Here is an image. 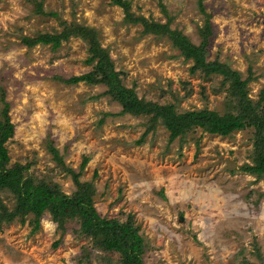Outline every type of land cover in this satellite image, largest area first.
<instances>
[{
  "label": "rangeland",
  "instance_id": "obj_1",
  "mask_svg": "<svg viewBox=\"0 0 264 264\" xmlns=\"http://www.w3.org/2000/svg\"><path fill=\"white\" fill-rule=\"evenodd\" d=\"M36 1L67 23L93 27L114 70L138 97L173 103L178 112L207 108L222 113L224 92L211 91L219 76L189 73L191 62L168 40L142 33L139 23L124 22L121 8L108 0ZM128 1L134 16L158 22L168 16L170 28L198 43L196 28L204 17L197 0ZM202 3L213 25L206 59L225 62L242 78L250 68L247 93L256 100L264 86V0ZM33 8L32 0H0V86L14 128L4 144L10 162L34 161L30 168L37 173L53 166L47 139L75 171L82 156L88 157L79 180H92L101 216L124 220L131 215L145 246L143 264H241L242 259L264 264V177L240 170L251 163L252 129L220 136L195 128L168 143V131L157 123L154 133L137 144L145 116H106L100 123L103 113L120 110L106 96L93 97L103 85L54 79L90 69L84 41L71 36L53 51L48 44L20 43L23 35L61 29L58 19L34 14ZM183 82L190 88L185 96ZM55 180L65 193L74 188L66 175ZM29 218L0 224V264H77L73 258L91 246L75 233L74 222L60 236L48 214L33 232Z\"/></svg>",
  "mask_w": 264,
  "mask_h": 264
},
{
  "label": "trees",
  "instance_id": "obj_2",
  "mask_svg": "<svg viewBox=\"0 0 264 264\" xmlns=\"http://www.w3.org/2000/svg\"><path fill=\"white\" fill-rule=\"evenodd\" d=\"M33 13L44 16H54L58 19L61 29L56 33H37L32 37L21 36L20 43L26 47L37 44H48L51 51L56 50L61 41L76 36L86 43L87 56L84 63L90 69L78 75L67 78L54 76V79L65 84L83 82L86 85H103L100 96L108 97L110 102L119 105L120 110L113 114L103 113L99 119L101 123L106 116H145L144 130L136 140L140 144L147 133L153 134L157 123L168 131L167 142L175 138L181 140L182 136L200 128L209 134L226 136L233 131L245 128L252 129V148L249 154L251 163H243L240 170L255 176L264 177V86L258 92L256 100L250 99L247 93V83L251 80V70L247 68V76L242 78L241 73L230 68L225 62L214 58L207 60V45L213 33L210 14L205 12L202 0H197L199 12L204 19L196 28L199 41L194 44L176 28L169 27V17L166 21H150L141 15L134 16L130 12L128 0H108L109 4L121 8L123 21L126 23H139L142 33L164 37L174 47L183 59L191 62L189 73L198 72L203 79L219 76L217 86L211 91H223V111L219 113L207 108L187 109L177 111L173 103H159L154 100L138 97L133 86H126L120 71L114 70L113 62L108 50L99 44L97 31L90 26L62 20L53 11H44L40 1L32 0ZM161 12L165 14L164 7L159 4ZM183 82L184 96L188 94L189 87ZM5 90L0 86V224L10 222L14 218L24 223L25 216L30 215L28 224L31 231L39 226L43 214H48V220L55 224L62 236L66 224H76L75 233L88 238L91 246L82 248L81 253L73 258L77 264H143L142 256L145 251L143 239L138 226L130 214L124 220L114 217L101 216L94 207L93 196L95 187L92 180L80 181L79 176L88 157L82 156L78 169L67 166L61 154L54 147L51 139H47L46 149L51 154L54 165L43 171L35 172L30 168L34 161L20 163L10 162L5 142L12 136L14 128L10 122L9 104L4 100ZM195 147L198 139L194 140ZM63 174L70 177L73 190L65 193L61 190L55 177ZM60 238V237H59ZM58 240L52 243L55 247ZM98 252V253H97ZM94 253V254H93ZM115 256L113 257V255ZM94 261V262H93ZM241 264H251L242 259ZM258 264V263H257Z\"/></svg>",
  "mask_w": 264,
  "mask_h": 264
}]
</instances>
